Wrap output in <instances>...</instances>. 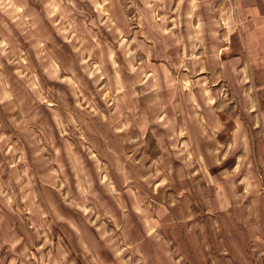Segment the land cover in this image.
<instances>
[{
	"label": "crops",
	"instance_id": "crops-1",
	"mask_svg": "<svg viewBox=\"0 0 264 264\" xmlns=\"http://www.w3.org/2000/svg\"><path fill=\"white\" fill-rule=\"evenodd\" d=\"M123 1L0 0V264H264V0Z\"/></svg>",
	"mask_w": 264,
	"mask_h": 264
},
{
	"label": "rangeland",
	"instance_id": "rangeland-1",
	"mask_svg": "<svg viewBox=\"0 0 264 264\" xmlns=\"http://www.w3.org/2000/svg\"><path fill=\"white\" fill-rule=\"evenodd\" d=\"M129 2L127 1V0H124L123 1V5H124V9L126 10V12L128 11V18L130 19V21H134V17H132L133 16V13L132 12H129V10L131 9L130 8V6H129ZM215 227V226H214ZM215 237H216V235H215ZM215 242H218L217 240L215 241ZM251 246V245H250ZM214 251H213V256L215 255V253H217L216 252V249L214 248L213 249ZM253 252V251H252ZM254 257V256H253ZM261 257H263L264 258V255H262ZM226 261V260H225ZM226 262H224V264H225ZM229 263V262H228ZM229 264H231V263H229Z\"/></svg>",
	"mask_w": 264,
	"mask_h": 264
}]
</instances>
